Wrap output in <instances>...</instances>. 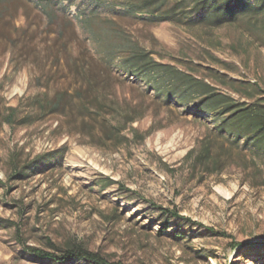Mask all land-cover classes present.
<instances>
[{"label":"rangeland","instance_id":"obj_1","mask_svg":"<svg viewBox=\"0 0 264 264\" xmlns=\"http://www.w3.org/2000/svg\"><path fill=\"white\" fill-rule=\"evenodd\" d=\"M138 1L0 0V264H52L27 247L73 245L124 264H264V158L165 102L125 53L108 64L97 50L118 32L222 93L264 100V7L210 25Z\"/></svg>","mask_w":264,"mask_h":264},{"label":"trees","instance_id":"obj_2","mask_svg":"<svg viewBox=\"0 0 264 264\" xmlns=\"http://www.w3.org/2000/svg\"><path fill=\"white\" fill-rule=\"evenodd\" d=\"M169 3L170 0H139L135 9L151 14L161 13V19L174 20L179 15L178 8L185 6L190 9L195 20L210 25H221L232 21L244 11L254 12L257 8L264 7V0H180L171 6ZM81 24L85 30H90L91 19L88 18ZM117 34L119 40L109 44L100 42L97 47L108 64L113 63L117 53H125L122 59L124 69L133 76L145 79L149 87L156 86L158 93H163L165 102L170 104L175 101L185 108H193L196 114L213 117L219 135L226 137L231 143L243 142L246 146H252L254 151L264 158V100L259 98L260 96L253 102L238 100L217 90L206 78L185 71L173 63L159 61L150 51L131 42L123 34L118 32ZM95 36L98 37V34ZM166 83H170L167 88ZM72 97L73 94L68 89L56 94L50 103L51 112L58 110L66 98L71 100ZM245 97L250 99L255 95L248 94ZM11 110L8 122L14 124L16 108L13 107ZM136 119L135 116H129L126 122L133 123ZM211 147L212 144L208 143L202 158L210 157ZM221 159L219 151L212 160L213 164L219 165ZM160 209L170 217L192 221L179 211ZM239 245L240 243L235 244ZM27 249L39 258L49 259L52 264H69L76 260L86 261L88 264H124L120 261H111L100 252L82 245L58 248L56 252L35 246H28Z\"/></svg>","mask_w":264,"mask_h":264}]
</instances>
